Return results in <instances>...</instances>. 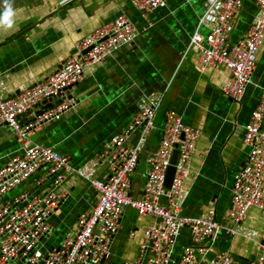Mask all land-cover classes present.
<instances>
[{
  "label": "crops",
  "instance_id": "0c3cea01",
  "mask_svg": "<svg viewBox=\"0 0 264 264\" xmlns=\"http://www.w3.org/2000/svg\"><path fill=\"white\" fill-rule=\"evenodd\" d=\"M210 2L168 0L166 8L148 15L147 22L130 0H13L14 26L0 28L3 96L15 97L23 88L45 81L75 53L80 40L118 16L126 15L139 29L134 45L86 69L84 81L67 93L75 100V108L60 120L45 124L31 139L70 157L75 168L83 169L129 125L139 111L142 98L158 99L165 94L155 121L157 129L141 150L131 194L141 196L149 159L160 144L165 112L171 109L187 125L202 132L186 182L188 196L182 214L196 217L214 206L218 220H224L231 205L234 177L248 156L245 127L264 88V45L244 97L235 101L223 96L221 88L229 81L230 72L218 68L200 73L198 55L189 50L191 38ZM2 11L3 0H0ZM258 15L256 0H243L242 12L231 34L232 43L244 38ZM208 25L202 29L203 33L210 31L212 24ZM139 135L137 131L132 143ZM20 154L21 144L11 130L0 127V165ZM110 172L109 163L103 161L95 170V177L105 180ZM52 189L48 169L44 168L3 201L23 192L44 195ZM62 189L67 198L50 218L51 234L41 244L44 253L72 236L79 217L91 212L97 204L98 192L77 174L68 176ZM154 222L153 217H142L126 208L110 255L102 264L136 260L144 244L143 232ZM244 224L248 232L254 231L260 240L263 238L264 212L252 210ZM191 244L189 232L183 231L172 264H178L182 247ZM210 246V259L216 253L228 251L235 256V264H250L261 254L257 244L245 236L232 237L225 232L218 234ZM147 258L146 255L143 261Z\"/></svg>",
  "mask_w": 264,
  "mask_h": 264
},
{
  "label": "built area",
  "instance_id": "2783aa9c",
  "mask_svg": "<svg viewBox=\"0 0 264 264\" xmlns=\"http://www.w3.org/2000/svg\"><path fill=\"white\" fill-rule=\"evenodd\" d=\"M130 1L147 22L150 13L166 8L168 2ZM256 5L259 15L255 22L243 39L232 43L231 34L242 12L243 0H211L189 46V50L198 55L200 73L218 68L230 72V79L221 92L235 101L244 97L252 83L264 45V0H256ZM208 23L212 24L210 31L203 33ZM138 36L137 26L126 15H120L80 40L75 53L45 81L27 86L19 95L9 98L3 96L5 84L0 82V127H8L21 144V154L0 165V264H102L110 255L126 208L139 216L153 217L155 222L143 232L141 254L124 264L174 263L178 238L184 230L189 232L192 244L182 247L178 264H235V256L228 251L216 253L212 259L208 257L210 244L221 232L232 237L245 236L256 243L261 254L250 264H264V236L260 240L259 234L248 232L244 224L252 210L264 212V88L245 127L244 145L248 156L234 177L231 205L224 220H218L214 206L196 217L182 214L188 196L186 182L202 132L187 125L182 116L171 109L165 112L160 144L149 159L141 196L135 198L131 194L141 150L157 129L155 121L165 94L158 99L142 98L139 111L129 125L83 169L75 168L70 157L54 148L32 141V136L45 124L60 120L75 108V100L67 93L84 81L86 69L102 63L124 47L133 46ZM170 86L171 83L168 88ZM56 101L59 104H55ZM42 108L43 113L36 115ZM137 131L140 135L132 143ZM175 154L176 162L172 165ZM103 161L109 163L111 172L105 180H99L95 170ZM172 167L173 179L167 189V176ZM44 168L48 169L52 180L51 191L44 195L23 192L3 201ZM73 174L87 179L98 192L97 204L91 212L79 217L72 236L61 246L44 253L41 244L51 234L50 218L67 198L62 185Z\"/></svg>",
  "mask_w": 264,
  "mask_h": 264
},
{
  "label": "clouds",
  "instance_id": "9594fccd",
  "mask_svg": "<svg viewBox=\"0 0 264 264\" xmlns=\"http://www.w3.org/2000/svg\"><path fill=\"white\" fill-rule=\"evenodd\" d=\"M13 0H3V11L0 12V28L12 29L14 26Z\"/></svg>",
  "mask_w": 264,
  "mask_h": 264
},
{
  "label": "water",
  "instance_id": "95a60500",
  "mask_svg": "<svg viewBox=\"0 0 264 264\" xmlns=\"http://www.w3.org/2000/svg\"><path fill=\"white\" fill-rule=\"evenodd\" d=\"M20 35H21V34H20ZM85 53H87V51H86ZM61 68H62V65L60 66L59 69H61ZM19 94H20V92L17 93V95H19ZM17 95H16V96H17ZM50 103H52V100H50ZM55 104H59V102L56 101ZM42 113H43V108H42L41 110L37 111V112H36V115H41ZM28 114H30V112H29ZM176 157H177V154H175V155L173 156L172 165H175ZM173 174H174V168L172 167V168L170 169L169 173H168V176H167V181H166V187H167V189H170V187H171V183H172V179H173ZM132 196L136 198L135 195H132Z\"/></svg>",
  "mask_w": 264,
  "mask_h": 264
},
{
  "label": "rangeland",
  "instance_id": "374dc122",
  "mask_svg": "<svg viewBox=\"0 0 264 264\" xmlns=\"http://www.w3.org/2000/svg\"><path fill=\"white\" fill-rule=\"evenodd\" d=\"M232 222H233V221H232ZM232 222L229 223V226H230V227L233 226V225H232V224H233ZM235 228H236V227H235ZM184 231H186V230H184ZM182 232H183V231H182Z\"/></svg>",
  "mask_w": 264,
  "mask_h": 264
}]
</instances>
